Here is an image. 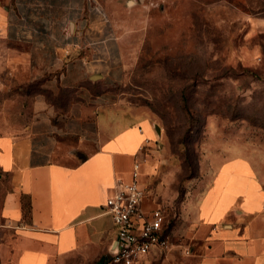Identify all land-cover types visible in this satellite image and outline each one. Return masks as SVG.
Instances as JSON below:
<instances>
[{
  "label": "crops",
  "instance_id": "crops-1",
  "mask_svg": "<svg viewBox=\"0 0 264 264\" xmlns=\"http://www.w3.org/2000/svg\"><path fill=\"white\" fill-rule=\"evenodd\" d=\"M0 39L19 44L10 62L44 75L53 96L37 92L24 129L0 133L11 185L1 215L13 231L11 256L1 247L0 258L60 264L77 251L100 260L116 235L104 201L138 158L142 184L158 137L150 117L112 102L123 70L118 37L97 0H0ZM156 204L146 193L144 208ZM184 236L173 246L188 250L187 264H264V168L246 155L217 162Z\"/></svg>",
  "mask_w": 264,
  "mask_h": 264
},
{
  "label": "rangeland",
  "instance_id": "rangeland-1",
  "mask_svg": "<svg viewBox=\"0 0 264 264\" xmlns=\"http://www.w3.org/2000/svg\"><path fill=\"white\" fill-rule=\"evenodd\" d=\"M97 1L122 52L112 102L157 127L142 185L165 209L171 240L182 243L217 162L246 155L264 168V0ZM19 47L0 39V133L24 129L37 92L53 99L44 75L10 62ZM10 188L0 171V248L9 256L13 231L1 206ZM172 248L145 264H187V252ZM98 261L75 251L60 264Z\"/></svg>",
  "mask_w": 264,
  "mask_h": 264
},
{
  "label": "built area",
  "instance_id": "built-area-1",
  "mask_svg": "<svg viewBox=\"0 0 264 264\" xmlns=\"http://www.w3.org/2000/svg\"><path fill=\"white\" fill-rule=\"evenodd\" d=\"M140 170L138 158L133 162L130 179L118 178L104 201V209L116 226V235L102 264H138L153 253H167L174 245L165 209L160 204L144 208L146 188L140 182Z\"/></svg>",
  "mask_w": 264,
  "mask_h": 264
},
{
  "label": "water",
  "instance_id": "water-1",
  "mask_svg": "<svg viewBox=\"0 0 264 264\" xmlns=\"http://www.w3.org/2000/svg\"><path fill=\"white\" fill-rule=\"evenodd\" d=\"M104 257L102 256L98 262V264H102Z\"/></svg>",
  "mask_w": 264,
  "mask_h": 264
}]
</instances>
